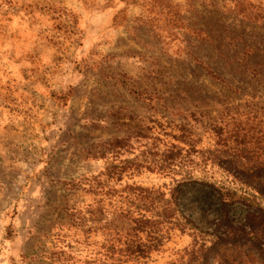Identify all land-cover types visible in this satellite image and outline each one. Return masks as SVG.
<instances>
[{
	"label": "rangeland",
	"instance_id": "374dc122",
	"mask_svg": "<svg viewBox=\"0 0 264 264\" xmlns=\"http://www.w3.org/2000/svg\"><path fill=\"white\" fill-rule=\"evenodd\" d=\"M261 108L264 0H0V264H264L202 186Z\"/></svg>",
	"mask_w": 264,
	"mask_h": 264
},
{
	"label": "trees",
	"instance_id": "16d2710c",
	"mask_svg": "<svg viewBox=\"0 0 264 264\" xmlns=\"http://www.w3.org/2000/svg\"><path fill=\"white\" fill-rule=\"evenodd\" d=\"M207 71L215 76L213 69L207 67ZM228 126L221 123L215 127L220 138L228 133ZM233 129L232 145H228V139L222 141L226 149L217 165L233 177L234 187L209 182L202 184L207 191L216 194V206L220 212L218 223L221 230L210 234L212 246L208 252L252 249L264 260V108L250 114L246 123L234 124ZM234 206L245 208L243 221L238 226L233 224L230 213ZM128 242V258L147 255L145 246ZM113 248L110 246L107 250L111 257ZM207 261L209 257L204 254L201 264H207Z\"/></svg>",
	"mask_w": 264,
	"mask_h": 264
}]
</instances>
